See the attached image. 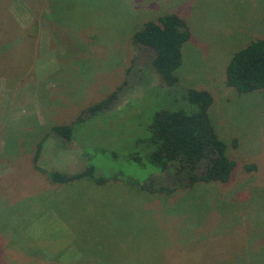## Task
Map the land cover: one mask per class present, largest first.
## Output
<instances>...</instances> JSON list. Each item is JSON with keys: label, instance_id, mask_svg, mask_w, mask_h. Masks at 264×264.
<instances>
[{"label": "rangeland", "instance_id": "1", "mask_svg": "<svg viewBox=\"0 0 264 264\" xmlns=\"http://www.w3.org/2000/svg\"><path fill=\"white\" fill-rule=\"evenodd\" d=\"M0 7L22 26L7 20L0 51V262L35 264L37 253L38 262L55 264H151L170 255L187 264H264V89L240 93L226 83L233 53L264 37V0H0ZM170 13L191 32L180 83L212 91L211 119L236 167L227 183L167 195L155 188L170 187V174L185 167L151 175L152 166L131 155L148 134L157 96L193 106L154 70V49L133 42L145 22ZM126 79L108 111L77 120ZM57 124L72 127L70 140L52 131ZM44 135L40 167L74 174L94 165L111 179L52 184L32 162Z\"/></svg>", "mask_w": 264, "mask_h": 264}, {"label": "trees", "instance_id": "2", "mask_svg": "<svg viewBox=\"0 0 264 264\" xmlns=\"http://www.w3.org/2000/svg\"><path fill=\"white\" fill-rule=\"evenodd\" d=\"M5 13V17L0 15V51L2 52L5 48L4 45H6L4 39L7 37V32L5 31L7 24H12L17 30L22 28L8 10ZM190 37L191 32L187 23L177 13L160 16L157 20H148L143 28L133 35L135 44H143L154 49L155 57L152 65L154 70L156 69V72L162 76L165 83L179 93L181 92L182 97L187 98L189 103L193 105L190 108H176L179 101L177 97L179 96H173L171 104H166L157 96L158 100H160L159 106L155 108L153 120L147 130L148 134L138 139V149L131 155V159L136 161V163L151 165L153 168L151 175L154 172H158L159 176L163 177L165 174H169L168 169L177 163H180V167H185L186 170L183 169V171L170 174L173 178L172 185H169L170 187L161 185L157 189L155 188L158 193L167 195L174 193L178 187H193L199 182L227 183L236 167L235 160L231 159L227 154V144L220 137L211 119L210 108L214 104V94L207 89L184 88L180 83L177 71L183 62V46ZM130 70L129 68L128 73ZM127 82V79L124 80L106 98L83 110L77 120H83L81 116L84 113L86 115H96L105 110L108 111L112 104L120 98L122 89H124ZM226 83L240 93L264 89V37L248 42L244 47L233 53L226 66ZM183 92H185L184 95ZM52 131L69 140L73 135V129L70 125L57 124L53 126ZM47 138L48 135H44L37 142L32 162L33 166L46 175V178L52 184H69L75 180L82 179L84 176H90L99 184L111 179L110 177L97 176L94 165L88 166L81 173L74 174L49 171L40 167L38 165L39 158L44 141ZM245 168L248 171H252L256 166L245 165ZM118 177L115 176V178ZM135 183V185L142 188L146 187L140 181ZM151 186L153 185H150V188H152ZM0 234H4L3 229ZM193 244L197 245L196 242L190 243L187 251L189 249L194 250L190 248L194 246ZM169 249L165 248L163 250V253L166 251V256L170 253ZM35 255L31 258L35 264L57 263L55 262L56 259L52 258L46 259V263L43 260L38 262V255L37 257ZM170 257L171 259H168L170 262L165 258H157L151 264H187L185 258L179 259L175 255H170ZM81 260H75L74 264L87 262L85 260V262L81 263ZM163 261L165 262L163 263ZM0 264L10 263L2 261Z\"/></svg>", "mask_w": 264, "mask_h": 264}]
</instances>
